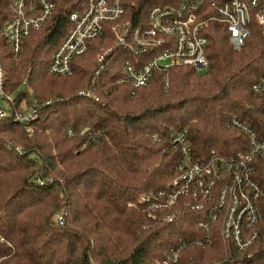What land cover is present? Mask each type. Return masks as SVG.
Instances as JSON below:
<instances>
[{
  "label": "trees",
  "instance_id": "trees-1",
  "mask_svg": "<svg viewBox=\"0 0 264 264\" xmlns=\"http://www.w3.org/2000/svg\"><path fill=\"white\" fill-rule=\"evenodd\" d=\"M180 1L127 0L128 14ZM10 4L0 0V63L11 97L0 118V264H264L263 159L254 164L261 235L245 249L213 222L208 232L200 226L205 213L189 198L172 208L151 205L185 160L173 130L187 131L190 155L200 161L244 150L246 136L229 124L235 115L264 132V95L253 89L264 79V28L254 25L235 50L226 26L211 22L206 70L174 67L168 86L156 77L134 87L118 82L124 57L117 53L126 50L115 48L117 60L96 74L98 53L114 45L110 33L92 40L70 73L49 71L70 30L62 10L15 57L1 36ZM24 100L37 110L28 122L15 119Z\"/></svg>",
  "mask_w": 264,
  "mask_h": 264
},
{
  "label": "built area",
  "instance_id": "built-area-1",
  "mask_svg": "<svg viewBox=\"0 0 264 264\" xmlns=\"http://www.w3.org/2000/svg\"><path fill=\"white\" fill-rule=\"evenodd\" d=\"M59 10L66 14L70 30L54 51L49 71L56 75L70 73L74 58L86 53L92 40L110 33L114 45L98 53L96 74L107 67L110 58L117 60L112 53L115 48L126 50L125 56L117 53L124 57L120 63L124 76L118 82L126 81L134 87L148 86L156 77L168 86L174 67L207 69L206 29L211 22L226 26L235 50L245 46L254 25L264 28V0H181L177 5H153L136 17L128 14L127 0H11V14L1 28V36L15 57L26 37L41 29ZM253 89L264 95V79ZM5 99L11 97L6 93L0 63V118L9 114L1 104ZM36 117L37 110L32 108L16 113L15 119L28 122ZM229 124L246 136L244 150L229 158L214 154L207 161L192 158L185 142L186 130H173V145L182 147L185 160L168 189L160 191L151 205L153 209L172 208L181 197L189 198L191 209L205 213L206 222L200 226L207 232L212 224L218 226L225 240L245 249L261 235L259 202L263 192L254 176V164L264 160V132L256 131L236 115ZM174 217L170 214L167 219L172 221Z\"/></svg>",
  "mask_w": 264,
  "mask_h": 264
},
{
  "label": "rangeland",
  "instance_id": "rangeland-1",
  "mask_svg": "<svg viewBox=\"0 0 264 264\" xmlns=\"http://www.w3.org/2000/svg\"><path fill=\"white\" fill-rule=\"evenodd\" d=\"M204 70H206V69H204ZM204 70H198V71H200V72H203ZM24 89H28V87L27 86H24L23 87ZM29 90V92H30V89H28ZM81 94L83 93H85V92H80ZM10 96V95H9ZM30 97H31V99H33V95L32 94H30ZM9 100V99H8ZM26 103H28L26 100H24V101H22L21 102V105H20V107H19V111L17 112V114L18 113H20V112H22V111H28V110H30V109H32L33 107H31V105H30V103H28V104H26ZM3 107H4V109L5 110H7L8 112H9V105L6 103L5 104V102L3 101V105H2ZM29 106H30V108H29ZM34 109V108H33ZM18 147H20V145H18ZM21 148V147H20ZM140 201L141 202H143V203H148V197H146V196H141V198H140ZM159 264H162V262H160Z\"/></svg>",
  "mask_w": 264,
  "mask_h": 264
}]
</instances>
